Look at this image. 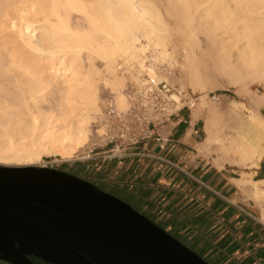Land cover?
Wrapping results in <instances>:
<instances>
[{"label":"bare ground","instance_id":"6f19581e","mask_svg":"<svg viewBox=\"0 0 264 264\" xmlns=\"http://www.w3.org/2000/svg\"><path fill=\"white\" fill-rule=\"evenodd\" d=\"M202 34L218 48L216 69L250 96V112L236 101L208 103L213 84L195 54ZM174 35L185 53L179 81L201 94L195 112L207 114L198 150L242 170L234 182L264 220V178L253 179L264 158V92L249 87L264 86V0H0V162L79 159L107 134L104 107L128 113V83L173 63Z\"/></svg>","mask_w":264,"mask_h":264},{"label":"crops","instance_id":"0c3cea01","mask_svg":"<svg viewBox=\"0 0 264 264\" xmlns=\"http://www.w3.org/2000/svg\"><path fill=\"white\" fill-rule=\"evenodd\" d=\"M193 111L158 127L129 156L90 161L85 171L210 264H264V228L229 164L219 168L213 152L198 150L207 114ZM253 172L263 179L262 163Z\"/></svg>","mask_w":264,"mask_h":264},{"label":"water","instance_id":"95a60500","mask_svg":"<svg viewBox=\"0 0 264 264\" xmlns=\"http://www.w3.org/2000/svg\"><path fill=\"white\" fill-rule=\"evenodd\" d=\"M0 253L6 264H34L29 255L50 264H210L113 194L37 166L0 165Z\"/></svg>","mask_w":264,"mask_h":264},{"label":"built area","instance_id":"2783aa9c","mask_svg":"<svg viewBox=\"0 0 264 264\" xmlns=\"http://www.w3.org/2000/svg\"><path fill=\"white\" fill-rule=\"evenodd\" d=\"M178 68L177 60L173 63H156V76L143 73L140 84L128 83L133 97L131 109L122 115L108 111L107 134L104 136L106 149L95 155L104 160L125 158L133 149L153 140L158 127L178 118L183 111L192 112L198 108L201 94L175 81ZM207 98L212 101L220 100L216 93H209ZM93 152L94 149L90 150L86 159L92 158ZM249 202L253 203L251 200ZM257 216L264 228L261 211Z\"/></svg>","mask_w":264,"mask_h":264},{"label":"rangeland","instance_id":"374dc122","mask_svg":"<svg viewBox=\"0 0 264 264\" xmlns=\"http://www.w3.org/2000/svg\"><path fill=\"white\" fill-rule=\"evenodd\" d=\"M199 37H200V48H197L195 50V54H196L197 58H199V60L201 62L200 65H201V68H203L202 72H203L204 76H205V73L207 71L206 75H207L208 78L205 76V79L208 82H211L210 83L211 85L213 84V86H212L213 89L211 91L210 90L207 91L206 93H207V95L209 93H213V94L216 93L217 95L220 96V100L219 101L210 100V102H208V99H207V102L208 103H212L213 105H216L215 103H217V105L220 104V106L225 108L226 105L228 106L232 101H236L239 104H242L243 107L246 108L245 110L247 112H250V110H251V106H250L251 103H250V100H249L250 96L247 95V94H245V95L244 94H238L236 92V88L234 86H232L230 83H228V81H227L228 77L226 76L227 77V79H226L224 74L222 75V73H220V71H218V69H216V68H219L218 66H219V63H220L219 62L220 55H218L219 53H217L218 52V50H217L218 48L216 46L214 47L213 43L210 40H208V38L205 37L204 34L200 35ZM173 38H174V43H172L171 46L175 49L174 55L176 57L174 56V59L177 60V65L179 67L178 68V73L176 74V77H175V81L178 84H180L181 80L183 81V79H185L186 76H187L186 75V71L184 69H181V67H182L181 64L184 63L183 61H184V58H185V53L182 50L183 49L182 46H180L181 45L180 42H182L181 39L179 40V37L176 36V35H174ZM173 48H171V49H173ZM217 57H218V59H216ZM179 79H181V80L179 81ZM180 85H182V83ZM183 87H185V86H183ZM249 87H250L251 92L254 91L255 93H258V94H261L262 92H264V86L259 81L252 82L249 85ZM186 88L192 90L191 87H189V86H186ZM104 94H105V92H103V95ZM221 102H223L224 104L222 105ZM247 108H249V109H247ZM109 110L113 111L109 107H104L103 112H104L105 116H107V113H108ZM260 112L264 115V108L260 109ZM99 122H101V121H99ZM105 122H106V124H105ZM104 124H105V127H106V125L108 124L107 123V119L104 121ZM99 125L101 126V123L97 124L96 122H93L91 127H92L93 130H96L99 127ZM105 130L107 131L106 128H105ZM103 138L95 137V138L92 139L93 141L90 142L91 144L89 143L90 146L87 145V147L85 149L86 152H84L83 154L80 155V158L81 157L84 158L83 160H78L76 158V159H73V160L64 161V160H60L61 159L60 157L45 156L44 157L45 166H41L39 164H33V165H29V166L48 167V168L57 169V170H60V171H63V172H67L69 174H72V175H75V176H77L79 178H82V179H84V180L96 185L101 190L105 191V189L101 185L97 184V181H94V177L89 176L87 174V172L85 171L86 165L88 164V162H90V161L93 162V161L98 160V159L102 160V158H100L99 156H97L95 154H98V153H100V152H102V151H104L106 149L104 147L105 140ZM92 149H94V152L91 154L92 158L86 159L89 151L92 150ZM213 154L215 155V157L217 156V154H215V153H213ZM261 163L263 165V170H264V158L260 162V164ZM0 165L1 166H16L13 163L6 165V163H2V161L0 162ZM93 165H94V163H93ZM229 170H231V172L235 175V177H239V175L241 174V171H242L241 169H239L237 167H232L231 165H229ZM249 172H252V171H249ZM254 176L255 175H253V178L257 179V177L255 178ZM240 191H241L242 196L246 200L253 201L248 193H246L245 191H243L241 189H240ZM111 194H113L114 196H116V197H118L120 199L119 195H117L116 193H111ZM125 202L130 204L128 201H125ZM253 203H251V205L254 207L256 215H258V213L260 212V207L254 201H253ZM133 208L135 209V207H133ZM203 259H205V258H203ZM205 260L207 262H209V260H207V259H205Z\"/></svg>","mask_w":264,"mask_h":264},{"label":"flooded vegetation","instance_id":"af4514ba","mask_svg":"<svg viewBox=\"0 0 264 264\" xmlns=\"http://www.w3.org/2000/svg\"><path fill=\"white\" fill-rule=\"evenodd\" d=\"M15 246L17 247V249L20 247L18 243H15ZM20 252H16L15 254L12 255H16L18 256ZM3 256V254L0 253V256ZM11 255V256H12ZM16 256H13L12 258L14 259ZM19 257V256H18ZM28 258L34 263V264H50L48 263L46 260H43L42 258H39L37 256L34 255H29Z\"/></svg>","mask_w":264,"mask_h":264},{"label":"trees","instance_id":"16d2710c","mask_svg":"<svg viewBox=\"0 0 264 264\" xmlns=\"http://www.w3.org/2000/svg\"><path fill=\"white\" fill-rule=\"evenodd\" d=\"M106 192V191H105Z\"/></svg>","mask_w":264,"mask_h":264}]
</instances>
